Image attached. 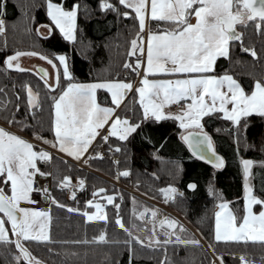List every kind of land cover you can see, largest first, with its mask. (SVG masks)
<instances>
[{
  "label": "trees",
  "instance_id": "obj_1",
  "mask_svg": "<svg viewBox=\"0 0 264 264\" xmlns=\"http://www.w3.org/2000/svg\"><path fill=\"white\" fill-rule=\"evenodd\" d=\"M46 1L6 0L3 9L6 32L0 33V120L9 123L14 118L16 122L11 124L20 128L22 133L34 136V132H39L52 140V97L58 95V89H47L44 80L34 70L8 68L5 64L6 57L16 51L40 52L50 57L54 53H64L74 81L124 79L126 70L131 76L137 74L133 68L124 65L126 61L134 64L136 59V56H129L128 53L131 40L139 31V21L135 15L124 17L112 10H102L100 0H78L80 7L75 41H68L57 29L50 37L41 36L37 33L36 26L51 23L46 11ZM54 2L69 8L77 0ZM112 2L118 3V0ZM125 10L132 11L121 7V12ZM257 24L261 27L258 28ZM172 26L171 22L164 20L149 22L152 31ZM237 28L243 34L242 38L230 42V58L218 57L213 73H230L250 91L255 79L264 80V21L249 20L247 24H240ZM248 48H254L258 55L253 57L247 51ZM67 80V77H61L62 84L66 85ZM27 85H31L39 94L36 107H30L27 103ZM97 100L101 104H111L108 93L103 90L97 92ZM33 111L35 115L32 114ZM119 114L129 116L133 122L141 119L142 111L136 92L130 94L119 109ZM202 122L204 129L213 138L215 149L225 157V165L219 170L189 153L179 138L184 129L171 117L159 122L145 120L128 141L113 136L108 141H103L99 136L96 140V153L101 152L103 155L95 154L88 159L86 166L91 170L57 154L52 155L50 166H43L38 161L42 170L51 173V197L55 196L60 204L51 201L49 240H22L36 259L33 261L31 258L32 264H217L200 239L208 245L220 264H243L242 256L248 264H264V242L220 241L214 238L217 200L209 192V187L212 186L230 202L235 211L242 212L243 177L240 159L245 157L254 162L251 172L252 189L255 194L264 197V163H261L264 161V118L259 114L242 117V125L246 123L247 129L238 127L219 112L206 114ZM144 136H150L151 140H145ZM116 144L120 145V150L113 147ZM125 169H130L127 176L123 174ZM64 176H70V183L73 185H78L79 180L83 179L85 186L75 198L70 194L71 188L59 187V180ZM190 180H195L198 184L194 192L187 189ZM169 184L175 185L184 195L178 192L167 205L187 224L169 214L183 225V229H169L166 224H160L162 229H167L173 235L169 237L161 232L159 237L162 241L167 238L175 241L178 235L181 240L189 243H167L152 247L147 243L141 245L117 225L114 204L121 205L120 216L132 233L138 235L141 222L136 219L135 213L143 205L147 209L154 208V204L144 201V197L161 201V189ZM94 189L106 191L94 197ZM112 193L117 195L114 197V204H109L106 196ZM89 199L94 200L92 205H86L85 201ZM96 202L104 204L107 221H88L83 211L72 210L80 208L95 212ZM142 221L145 223L143 219ZM102 232L107 233L106 240L97 241L95 237ZM11 240V243L0 242V264H4V258L11 264H18L14 259L18 249L15 247V240ZM193 240L199 243H191ZM132 249L135 250L134 254ZM19 264H29V261L21 260Z\"/></svg>",
  "mask_w": 264,
  "mask_h": 264
},
{
  "label": "snow or ice",
  "instance_id": "obj_2",
  "mask_svg": "<svg viewBox=\"0 0 264 264\" xmlns=\"http://www.w3.org/2000/svg\"><path fill=\"white\" fill-rule=\"evenodd\" d=\"M5 6L6 0H0V33L6 32V20L3 18ZM79 7L78 0L69 8L54 0H47V15L53 22L42 25L49 29L47 37L52 36L58 29L68 41H75ZM121 7L134 12L128 10L121 12ZM100 8L115 11L124 17L131 15L138 17L139 31L131 40L128 53L129 56H136V59L134 64L126 61L124 66L133 68L137 73L141 68L143 69L144 74L138 82L139 86L132 80L119 78L73 82L75 78L66 54L54 53L50 57L40 52L32 53L37 56L43 55V59L56 68L55 83L44 80V85L49 90L58 89V95L52 97L54 116L51 123L55 138L49 140L39 132H34L37 139L52 144L64 153L79 159L88 152L97 136H101L103 141H108L110 135L128 141L148 119L159 122L171 117L179 121V126L186 130L189 127L203 129L202 117L207 113L216 112L217 109L238 127L243 126L245 129L248 125L246 123L242 125V117L259 114L264 118V80L255 79L254 87L247 91L232 74L227 72L220 75L213 74L217 58H230V42L242 38L243 34L237 31V24H247L249 20L256 19L264 21V0H118V3H113L112 0H100ZM149 11L152 19L168 21L173 26L164 31H152L146 23ZM193 18L195 22H192ZM257 27L260 28L261 25L257 24ZM36 31L39 32V29L37 28ZM39 34L44 36V33ZM247 51L253 57L258 55L254 48H248ZM21 55L20 51H16L7 56V67L20 68V64L14 61H17ZM59 65H63L62 69ZM41 72L47 74L46 69L41 68ZM159 73L170 74L173 78L149 79L148 74ZM62 76L68 78L66 86L61 83ZM26 87L27 103L34 106L39 102V94L33 91L31 85ZM99 89H106L111 93V106L98 102ZM129 91L139 94V104L143 109L139 121L133 122L129 116L119 114L118 109ZM189 99L187 106L182 107L179 112L166 108L174 102L179 103ZM16 107L19 108V105ZM32 114L35 115V112L33 111ZM14 122H16L14 118L9 120V123ZM144 139L151 140V137L144 136ZM182 139L187 142L194 156L206 160L216 169L224 167L225 157L216 151L213 138L207 131L185 132L182 134ZM113 147L120 150L119 144ZM237 151H239V138H237ZM96 155L102 156L103 153L97 152ZM50 158L51 153L47 150L43 148L37 150L27 138L0 126V242L11 243L9 233L15 234L14 243L19 253L14 254V259L18 264L21 260H28L29 264H32V254L22 240L50 239L49 212L40 208L21 206V202L33 200L32 193L37 174L51 175L43 172L38 166V160ZM241 163L245 176L244 211L238 216L229 206L230 202L221 199L219 210L215 213V238L226 241L251 239L264 242V208L259 212L253 211V205L257 203L264 205V197L256 195L247 180L251 174L253 160L241 158ZM129 173L130 169H125L123 172L125 176ZM70 181V176H64L59 180V187H84L82 178L78 185H73ZM197 188L198 184L195 180L187 183V189L194 192ZM35 190L45 195L49 194L47 186ZM210 190H212L211 186ZM104 191L106 190L96 189L93 196ZM161 191L174 199L179 189L169 184ZM179 194L184 195L183 192ZM75 195L73 191V198ZM116 195V193L107 195V203L114 204ZM51 199L60 204L55 196ZM85 203L92 205L94 200L89 199ZM65 207L69 206L65 205ZM120 207V204H114L117 225L125 229L139 244L147 243L152 247L167 243H189L181 240L178 235L175 241L171 239L162 241L159 235H156L154 239L149 237L146 242L139 235L132 233L131 228L124 223L119 214ZM95 208V212L80 208L72 210L83 211L88 221H107L108 215L104 204L96 202ZM135 214L141 219L144 218L143 212ZM156 216V210H152L154 220ZM160 223L161 226L166 224L169 229L177 227L183 229V225L175 219L164 218ZM165 235L170 237L173 233L165 232ZM106 237L107 233L102 232L95 239L104 241ZM125 243L130 244L131 241ZM191 243H199V241L193 240ZM132 253H135L134 249ZM129 259L131 260V257ZM241 259L243 264H248L243 256Z\"/></svg>",
  "mask_w": 264,
  "mask_h": 264
},
{
  "label": "crops",
  "instance_id": "obj_3",
  "mask_svg": "<svg viewBox=\"0 0 264 264\" xmlns=\"http://www.w3.org/2000/svg\"><path fill=\"white\" fill-rule=\"evenodd\" d=\"M46 11H47V1H46ZM133 12H134V10H132ZM50 18V17H49ZM138 18V17H137ZM152 20H159V19H152L151 18V16H150V11H149V14H148V17H147V20H146V23L148 24V26H149V22L150 21H152ZM50 21H51V18H50ZM192 22H195V19L193 18V20H192ZM51 23H53L52 21H51ZM42 25H48L47 23H41V24H38L37 26H36V29L38 28L39 29V32H37L38 34L39 33H44V36H46L47 34H48V31H49V29L47 28V27H42ZM58 30V29H57ZM59 31V30H58ZM159 31H164V30H159ZM40 35V34H39ZM144 35H145V37L147 36V30L145 31V33H144ZM21 53H22V55L18 58V60L17 61H14V62H18L19 64H20V68H14V69H18V70H34V67L36 66V65H43V66H45L47 69H48V71H49V79L47 80L49 83H55V73H56V68L53 66V64L52 63H50L49 61H47V60H45V59H43V55H41V56H37V55H34V54H32L33 52H30V51H20ZM145 61H146V53H145ZM57 60H58V56H57ZM5 64H6V66H7V62L5 61ZM59 67L62 69V67H63V65H59ZM35 71V70H34ZM140 71H141V75H140V77H139V79L137 80V86H139L138 85V82L140 81V79H141V77H142V75L144 74L143 73V69L141 68L140 69ZM214 74V73H213ZM220 75V74H219ZM148 76H149V79H172L173 77L170 75V74H167V73H159V74H148ZM135 77H136V75L135 76H131L130 77V80H132L133 82H135ZM44 80V79H43ZM73 82H80V81H73ZM87 82H89V81H87ZM66 86V85H65ZM33 89V88H32ZM99 90H103V91H106L107 93H108V95H109V99H110V102H111V104H112V101H111V93L110 92H108L106 89H99ZM99 90H97V92L99 91ZM33 91L35 92V93H37L34 89H33ZM133 91H129L128 92V94H127V96L125 97V99L123 100V102H122V104L120 105V107H119V109L123 106V104L126 102V100H127V98L130 96V94L132 93ZM26 93H27V91H26ZM38 99H39V97H38ZM137 100H138V102H139V94L137 93ZM182 102H186V103H188V102H190V99L189 100H187V101H185V100H182ZM38 104V103H37ZM37 104L36 105H34V106H31V105H29L30 107H36L37 106ZM111 104L109 105V106H111ZM140 105V104H139ZM141 107V111H143V109H142V106H140ZM166 108H167V110H170V111H173V112H179V110L181 109H178V110H172L170 107H169V105H167L166 106ZM119 109H118V111H119ZM216 112H219L221 115H223V113L219 110V109H217V111ZM212 113V112H211ZM208 114V113H207ZM53 116H54V112H53ZM123 116V115H122ZM205 116V115H204ZM203 118V117H202ZM52 119H53V117H52ZM177 121V120H176ZM178 122V124H179V121H177ZM0 126H3V127H5L6 129H9V130H11V131H13V132H16V133H19L21 136H23V137H25V138H27L29 141H31L34 145H36L37 146V144L36 143H34L32 140H33V138H31L30 136H28V135H26V134H24V133H22V131H20V130H18L17 128H13L12 126H10V125H8V123H5V122H3V121H1L0 120ZM189 128H191V127H189ZM51 129H52V131H53V138H52V140L55 138L54 137V130H53V128H52V123H51ZM187 130V129H186ZM201 130H205L204 128L203 129H201ZM183 131H185V129L183 130ZM111 136V135H110ZM99 136H97V138H98ZM113 137H115V136H113ZM97 138L94 140V141H96L97 140ZM117 138H119V137H117ZM39 140V139H38ZM93 141V142H94ZM42 144H46L48 147H50L51 149H53L57 154H59V155H61V156H63V157H67V158H70V159H73V160H76L77 158H75V157H72L70 154H67V153H64L61 149H59L58 147H56V146H54V145H52V144H48V143H42ZM40 145V146H38L39 148H43V149H46V147H44L43 145ZM81 158V157H80ZM39 161V160H38ZM150 201H152V202H155V203H158V202H156V201H153V200H149V202ZM159 204V203H158ZM163 206V205H162ZM166 209H167V207L166 206H164ZM167 210H169V209H167ZM170 213H171V210H170ZM169 213V214H170ZM169 214L166 216V217H169ZM165 217V218H166Z\"/></svg>",
  "mask_w": 264,
  "mask_h": 264
},
{
  "label": "rangeland",
  "instance_id": "obj_4",
  "mask_svg": "<svg viewBox=\"0 0 264 264\" xmlns=\"http://www.w3.org/2000/svg\"><path fill=\"white\" fill-rule=\"evenodd\" d=\"M234 78H235V77H234ZM235 79H236V78H235ZM253 87H254V85H253ZM169 107H170V105H169ZM223 116H224V115H223ZM202 123H203V122H202ZM8 125L12 126L13 128H17L18 130H20V128L14 126V125L11 124V123H8ZM203 125H204V124H203ZM189 129L201 130V128H199V127H191V128H188L187 130H189ZM20 131H21V130H20ZM182 132H183V131H182ZM18 134H19V133H18ZM30 137L33 138L32 141H33L34 143H36L37 146H40V145L42 144V142L39 141V140L36 138L35 135H34V136H30ZM34 146H35V145H34ZM35 147H36V146H35ZM36 149H37V150H40L41 148L36 147ZM45 150H47V149H45ZM47 151H48V150H47ZM242 158H244V159H250V158H245V157H242ZM251 160H252V159H251ZM253 164H254V162H253ZM253 164H252V166H251V172H252ZM240 165H241L242 177H243V191H242V199H243V203H242V212H237V211H235V209L231 206V204H229V206L233 209V211H234L238 216L242 215V213H243V211H244V203H245V201H244V182H245V176H244V170H243V165H242V163H241V159H240ZM247 180H248L249 185H250L251 188H252V184H251V174L249 175V177L247 178ZM174 186H175V185H174ZM166 187H167V186H166ZM166 187H164L163 189H165ZM175 187H176V186H175ZM211 189H212V190H210V187H209V192H210L211 195H212L213 197H215V199L217 200L216 210H215V213H216V212L219 210L218 205H219L221 199H224V198H223L222 195H220V194L218 193V191H217L216 189H214L212 186H211ZM252 190H253V189H252ZM177 194H178V192L175 194V197L177 196ZM162 195H163V198L161 199V201H158V203H159L160 205L166 206L167 209H169V211L171 210V213H170V214H171L172 217H175V218H177L179 221L185 223V221L183 220V218H182L178 213H176L174 210L170 209L169 206L167 205V203H168L169 200H174V199H173V198H170V196H166L165 193H164L163 191H162ZM256 195H257V194H256ZM144 198H145L144 201H146V200H147V201L151 200L150 198H148V197H146V196H145ZM152 200L155 201V199H152ZM147 201H146V202H147ZM21 206H23V207H34V208H40V204H39L38 202L34 201V200H32V201H23V202H21ZM261 208H264V205H260V204H258V203L255 204V205H253V211L259 212ZM40 209H41V208H40ZM41 210H42V209H41ZM145 210H147V206H146V205H143V207L141 208V210H140L138 213H140V212H143V213H144ZM43 211H44V210H43ZM47 212H49V211H47ZM215 213H214V238H215ZM49 215H50V212H49ZM171 216L166 217V218L172 219ZM136 219H138V221L141 222V226H140V229H139L140 232L137 231V233H138V235H140L143 239H145V240H147V241H148L149 237H153V239H154V237H155L156 235H160L161 232H163V233L167 232V229H162V228H161V226H160L161 223H159V224H145V223H143V221H142V219L140 218L139 215L136 216ZM48 223H49V222H48ZM185 224H187V223H185ZM153 229H155V231H153ZM189 229H190L193 233H195V234L197 235V233L195 232V230H194L193 228H191V227L189 226ZM48 234H49V236H50V226L48 227ZM9 235L11 236L12 239L16 240V236H15V234L9 233ZM197 236H198V235H197ZM29 239H34V238H29ZM199 239H200V237H199ZM215 239H216V238H215ZM24 240H27V239H24ZM34 240H35V239H34ZM166 240H168V238H167ZM200 241L203 243V245L205 246V248L207 249V251H209L210 254L212 255V257H213V261H214L215 263H217V264H220V262H218L216 256L213 255V253H212L211 249L208 247V245H206V244L202 241V239H200ZM220 241H226V240H220ZM227 241H233V240H227ZM240 241H244V240H240ZM248 241H253V240L249 239ZM257 241H259V240H257ZM26 247H27V246H26ZM27 249H28V248H27ZM17 251H18V252H17V254H18V253H19V250H17ZM31 258L33 259V261L36 260L33 256H31ZM4 264H11V263H9V261L5 260V258H4Z\"/></svg>",
  "mask_w": 264,
  "mask_h": 264
},
{
  "label": "built area",
  "instance_id": "obj_5",
  "mask_svg": "<svg viewBox=\"0 0 264 264\" xmlns=\"http://www.w3.org/2000/svg\"><path fill=\"white\" fill-rule=\"evenodd\" d=\"M140 75H141V71L136 74L135 83L139 79ZM130 77H131L130 72L128 70H126L124 72V79L125 80H130ZM186 106H187L186 102L180 101L179 103L174 102L172 105H170V108L172 110H178V109H180L182 107H186ZM42 145L44 147H46V149L48 150L49 153H51V158L49 160H40V164L43 165V166H50L51 160H52V155L55 154L56 152L53 149H51L50 147H48L47 145H45V144H42ZM95 154H96V141H94L90 145L88 152H86L85 155L83 157L79 158V159L73 160V159H70V158H67V157H63V156L62 157L67 159V160H69V161H71V162H74L78 166H81V167L87 168L88 170H91L90 168H88L86 166V163L88 162V159L93 157ZM42 171L50 173L49 171H45V170H42ZM51 182H52L51 175L44 176V175L37 174L36 184L34 186V191L32 193V196H33V200L38 202L40 204V208L42 210H44V211H50V208H51V201H52V199H51ZM44 186H47V188L49 189V194L48 195H45L41 191L35 190V189L43 188ZM83 188L84 187L81 188L79 186H77L75 188H71L70 194L72 195V192L75 191L76 195H78ZM127 189L129 191H132L131 188H127ZM95 190L96 189L93 190V193H94ZM150 202L152 204H154V208L147 209L144 212L143 220H144L145 224H159L160 221L162 219H164L170 213V211L167 210L164 206H162V205H160L158 203H155V202H152V201H150ZM152 210H156V212H157V216H156L155 220L152 217Z\"/></svg>",
  "mask_w": 264,
  "mask_h": 264
},
{
  "label": "water",
  "instance_id": "obj_6",
  "mask_svg": "<svg viewBox=\"0 0 264 264\" xmlns=\"http://www.w3.org/2000/svg\"><path fill=\"white\" fill-rule=\"evenodd\" d=\"M240 24H237V27L239 26ZM237 31L239 32V30H238V28H237ZM41 68H43V69H46L47 70V74H45L44 72H41ZM34 70H35V72L42 78V79H44V80H48L49 79V71H48V69L45 67V66H43V65H36L35 67H34ZM200 131H206V130H195V129H189V130H185V131H183V132H181L180 133V135H179V138H180V140L183 142V144L186 146V148L188 149V151H189V153L194 157V158H196V159H198V160H201L198 156H194L193 155V153H192V150L188 147V145H187V142L186 141H184L183 139H182V134L183 133H185V132H200ZM39 141H41V140H39ZM41 142H43V141H41ZM213 144H214V142H213ZM215 147V146H214ZM217 151V150H216ZM219 153V152H218ZM201 161H203V162H205V163H208L206 160H201ZM209 164V163H208ZM209 165H211L212 167H214V165H212V164H209ZM215 168V167H214ZM216 169V168H215ZM219 170V169H218ZM19 250V249H18ZM28 261V260H27Z\"/></svg>",
  "mask_w": 264,
  "mask_h": 264
}]
</instances>
